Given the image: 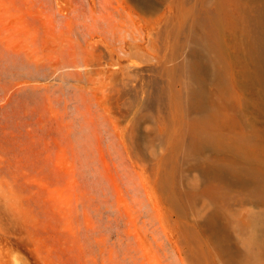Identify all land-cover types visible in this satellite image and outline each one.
Segmentation results:
<instances>
[{
    "label": "rangeland",
    "instance_id": "obj_1",
    "mask_svg": "<svg viewBox=\"0 0 264 264\" xmlns=\"http://www.w3.org/2000/svg\"><path fill=\"white\" fill-rule=\"evenodd\" d=\"M263 33L264 0H0V264H264Z\"/></svg>",
    "mask_w": 264,
    "mask_h": 264
},
{
    "label": "bare ground",
    "instance_id": "obj_2",
    "mask_svg": "<svg viewBox=\"0 0 264 264\" xmlns=\"http://www.w3.org/2000/svg\"><path fill=\"white\" fill-rule=\"evenodd\" d=\"M264 34V33H263ZM259 41V40H258ZM260 42V41H259ZM221 44V43H220ZM222 46V45H221ZM261 46V45H260ZM220 47V46H219ZM214 48H216V47H214ZM224 48V47H223ZM263 48V47H262ZM219 50V49H221V48H216V50ZM215 50V49H214ZM215 50V51H216ZM263 50V49H262ZM220 52H221V50H220ZM222 55H223V52H222ZM263 56V55H262ZM262 59H263V57H262ZM219 60V59H218ZM261 60V59H260ZM220 61V60H219ZM218 61V62H219ZM263 61V60H262ZM212 63H213V60H212ZM215 64V63H214ZM218 65V64H217ZM257 65H259L258 63H257ZM219 66V65H218ZM216 67V66H215ZM245 67V66H244ZM261 66H258V67H256L257 68V70L260 68ZM247 68V67H246ZM245 69V68H244ZM249 69V68H248ZM260 70V69H259ZM261 70H262V68H261ZM260 70V71H261ZM244 71V70H243ZM259 71V72H260ZM264 71V70H263ZM249 72V71H248ZM256 72H258V71H256ZM247 74V73H246ZM251 74V73H250ZM249 73L247 74V75H250ZM262 74V73H261ZM246 75V76H247ZM243 76V75H242ZM258 76V75H257ZM262 76V75H261ZM251 78L253 79V77H252V75H251ZM255 78H257L256 76H255ZM245 81H246V79H244ZM249 81H250V79H248ZM254 81V80H253ZM252 81V82H253ZM256 82V81H255ZM258 82V81H257ZM264 82V81H263ZM250 84H251V82H249ZM253 84H254V82H253ZM259 84V83H258ZM251 86V85H250ZM262 87V86H261ZM260 95V94H259ZM260 98V97H259ZM262 103V102H261ZM264 103V102H263ZM260 105H262V104H260ZM263 107V106H262ZM242 139V138H241ZM240 140V139H239ZM242 143V142H241ZM233 146V145H232ZM238 146V145H237ZM239 147H241V146H239ZM228 148H230L229 146H228ZM242 148V147H241ZM238 150H241V149H238ZM246 150V149H245ZM251 150V149H250ZM231 151V150H230ZM235 151V150H234ZM255 151V150H254ZM237 152H239V151H237ZM245 154H246V151H245ZM248 154H252L251 152L249 153V150H248ZM237 155V154H236ZM255 155V154H254ZM243 156V155H242ZM245 156V155H244ZM250 157H251V155H249ZM255 157V156H254ZM241 158V157H240ZM244 158V157H243ZM242 158V159H243ZM249 159V158H248ZM251 159V158H250ZM255 159V158H254ZM251 161H253V160H251ZM257 161V160H256ZM244 163V162H243ZM259 163V162H258ZM251 165H252V163H251ZM254 165V164H253ZM252 171V170H251ZM246 172H247V170H246ZM252 173V172H251ZM261 173V172H260ZM240 175V174H239ZM260 179V178H259ZM259 181V180H258ZM261 182H263V181H261ZM259 189V188H258Z\"/></svg>",
    "mask_w": 264,
    "mask_h": 264
}]
</instances>
